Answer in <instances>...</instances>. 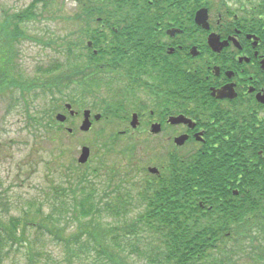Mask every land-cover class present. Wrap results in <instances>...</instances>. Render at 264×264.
Segmentation results:
<instances>
[{"label":"trees","instance_id":"1","mask_svg":"<svg viewBox=\"0 0 264 264\" xmlns=\"http://www.w3.org/2000/svg\"><path fill=\"white\" fill-rule=\"evenodd\" d=\"M244 1L251 5V20L243 16L241 25L259 38L258 50L264 52V0ZM66 3L74 4L68 14L60 8ZM50 4L55 0H33L20 12L5 11L0 22V100L9 99V113L23 105L27 125L41 131L40 139L56 143L58 134L64 138L56 114L64 102L86 107L71 92L80 93L79 87L92 77V86L107 94L101 101V122L125 125L132 112L160 114L165 109L124 103L115 84L101 89L102 80L96 81L101 73L116 72L117 60L125 59L131 69L139 52L151 60L150 0H62L56 14ZM50 17L68 24L66 34L40 39L59 59L41 64L29 76L20 68L17 46L33 39L27 26ZM138 41L146 47H138ZM87 42L94 44L97 55ZM255 86L257 92L264 89V80ZM157 87L162 99L182 95L196 101L181 105L192 116L194 109L204 110L194 116L206 123L204 147L193 154H169L159 174L149 175L138 162L129 168L111 161L102 146L96 154L98 167L92 171L95 178L89 172L76 173L81 167L75 165L67 184L50 187L48 212L24 210L18 217L0 212V264L14 248L23 249L28 264H35L41 254L31 244L33 229L63 247L65 264H131L132 258L146 264H264V106L248 94L245 98L252 100L245 105L234 100L206 110L202 100L209 97L208 91L192 75L179 88L165 90L159 83ZM65 90L70 91L68 101L61 97ZM36 91L37 97H49V104L33 108L28 96ZM132 211L135 218L128 220ZM107 216L117 223L101 224Z\"/></svg>","mask_w":264,"mask_h":264},{"label":"flooded vegetation","instance_id":"2","mask_svg":"<svg viewBox=\"0 0 264 264\" xmlns=\"http://www.w3.org/2000/svg\"><path fill=\"white\" fill-rule=\"evenodd\" d=\"M150 5L152 34L148 45L151 60H144L140 56L142 53H137L135 69L129 68L125 59L117 60V71L109 78L102 75L96 81L102 80L100 84L104 85L115 84L124 103L133 101L139 106H165L160 114L154 110L149 114H134L137 115V126L134 130L126 129L125 133L154 138V147L166 155V162L169 154H193L204 147L207 131L206 123L194 117L204 110L194 109L192 116L187 109L181 108L182 104H196V101L182 99V95L162 99L156 94L157 83L165 90H171L172 86L186 85L187 78L192 75L200 87L208 91L209 97L202 100L206 110H217L215 104L232 105V99L212 96L225 87L232 91V86L239 96H244L236 100L245 105L247 100H252L245 98L251 89L255 90L254 96L264 93V89L257 92L255 86L264 80V52L258 50L259 42L256 46L255 39L251 38L255 35L241 25L244 19L238 15V10L247 11L242 10L244 4L238 0H150ZM201 10L207 12V29L196 23L195 17ZM138 42L140 48L147 45ZM87 46L97 55L92 42H87ZM190 66H193L192 71ZM93 80L92 77L85 81L88 87L92 86ZM111 80H117V83ZM182 117L188 120L187 124L176 123ZM203 117L208 118V115ZM153 129L158 133L152 134ZM180 138H186L182 145L177 143Z\"/></svg>","mask_w":264,"mask_h":264},{"label":"rangeland","instance_id":"3","mask_svg":"<svg viewBox=\"0 0 264 264\" xmlns=\"http://www.w3.org/2000/svg\"><path fill=\"white\" fill-rule=\"evenodd\" d=\"M32 1L0 0V22H2L5 11L12 14L20 12L28 7ZM61 1L55 0V4H50L52 13H54L53 9L56 11L55 14L57 13L59 7L56 6L60 5ZM73 6L74 4L66 3L64 7L60 8H64L65 13L68 14ZM48 15H51V13ZM46 18L48 17L46 16ZM66 28H68V24L65 25V21L58 18L52 19L51 17L49 19L42 18L34 26H27V34L33 39L17 46V51L19 50L20 53L18 59L20 68L24 69L27 75L34 76L38 66L41 64L47 66L59 59L58 53L54 51L55 49H47L45 44L40 42V39L44 40L43 36L47 34L55 33L57 36L66 34L63 33L67 30ZM37 41L40 43H36ZM73 90L71 92L73 97L79 101L84 100L86 103V107L82 110L74 107L75 110L80 112L86 109L95 110L92 111L93 115L103 112L104 103H101V101L106 100L105 91L74 93ZM117 92L120 96V91ZM38 93L39 91H36L30 95L35 99L34 101L28 96V101L33 105V108H38L39 105H47L50 102L49 97H37ZM61 97L63 100L68 101L70 91L65 90ZM10 104L9 99L0 100V212L9 213L10 216L15 217H18L24 210L33 214H37L40 209L48 212L52 204L47 196L50 187L53 188V184H67L70 177L68 173L74 170L75 165L78 166V159L84 147L91 149L92 162L87 167L80 168L76 173L89 172L92 174L91 179L95 178L92 171L98 167L99 162L96 154L102 146L107 150L111 161L123 163L125 167H133L134 161H139L138 163H141L140 167H143V165L146 167L148 165L156 166L155 163L146 162L148 158H151L152 161L155 160V148L148 151V157L143 152V146H139L141 151L137 152L136 138L133 136H119V133L123 132L126 126L121 125L119 122H113V125L103 121L94 122L90 132L81 131L82 113L76 118L69 119V113L64 109L66 104L64 102L63 108L57 114L66 115L69 121L62 125L64 138L60 140L61 134H58V141L52 143L48 139H40L41 133L39 132L41 131L38 130L37 132L27 125L23 105L9 113ZM68 129H72V134L68 133ZM101 130L103 132L99 134ZM134 136L139 138L146 146H149L150 142L144 139L153 141L149 137L143 136V134ZM36 137L40 139V144ZM149 148L146 147V151ZM132 151L135 153L133 154ZM156 151H159V149ZM144 156L146 157L145 162H142L141 158ZM43 214L40 215L44 216ZM9 215H5V217L8 219ZM135 215L136 213L132 211L127 219L132 220ZM106 218L101 224L106 226L108 223L114 226L117 223V220L112 217L107 216ZM44 234V232L38 234L37 229L31 231L30 238L33 249L36 248L38 254H41L38 258L36 256L35 264H65L63 261L65 259L62 252L63 247L45 237ZM13 250V253L3 261V264H28L23 249L14 248ZM49 256H52V258L48 260ZM130 262L131 264H146L143 261L135 260V258H132Z\"/></svg>","mask_w":264,"mask_h":264},{"label":"water","instance_id":"4","mask_svg":"<svg viewBox=\"0 0 264 264\" xmlns=\"http://www.w3.org/2000/svg\"><path fill=\"white\" fill-rule=\"evenodd\" d=\"M196 21L199 25L203 26L204 28H208V23H207V12L206 11H200L198 14H197V18H196ZM219 42V41H218ZM210 43H211V39H210ZM222 45V44H221ZM223 46V45H222ZM236 93L233 89V86H232V91L230 89H228L227 87H225L223 90L219 91L218 92V98L219 99H235L236 98ZM258 101L260 103H262L264 105V96L262 95H258L257 97ZM71 107L68 106V109H70ZM90 117H91V112L90 111H85L84 112V122H83V125L81 126V130L84 131V132H87L90 130L91 128V121H90ZM100 116H96L95 119L96 120H99ZM65 116L63 115H59L57 117V120L60 121V122H64L65 121ZM173 122V121H172ZM175 123V122H173ZM176 123H188V120H186L185 118H179L177 119V122ZM132 127H136L137 125V117L134 116L133 120H132ZM153 133H158V130L156 129H153ZM186 138H180L177 140V143L182 145L184 142H185ZM90 156V149L85 147L82 149V153H81V156L79 158V162L81 164H85L87 161H88V158ZM152 172H157L156 169H152L151 170Z\"/></svg>","mask_w":264,"mask_h":264}]
</instances>
